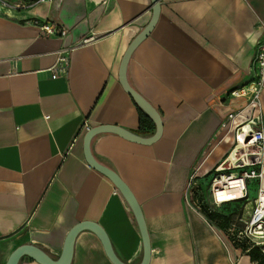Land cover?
Segmentation results:
<instances>
[{
  "label": "crops",
  "instance_id": "1",
  "mask_svg": "<svg viewBox=\"0 0 264 264\" xmlns=\"http://www.w3.org/2000/svg\"><path fill=\"white\" fill-rule=\"evenodd\" d=\"M159 2L158 21L133 50L126 80L158 111L163 134L140 145L99 133L91 156L136 198L149 264H254L207 222L187 187L191 175L205 178L233 147L234 125L221 124L240 103L227 93L251 82L264 0ZM152 7L151 0H41L0 12V264L22 245L58 260L82 222L106 232L118 261L143 264L135 214L115 184L89 166L84 139L86 127L109 125L155 135L119 80ZM45 25L66 34L47 36ZM62 48H72L69 71L53 79ZM260 97V108L245 109L235 124L254 115L264 129V92ZM73 246L71 264H112L92 231H81ZM17 264L39 263L24 256Z\"/></svg>",
  "mask_w": 264,
  "mask_h": 264
},
{
  "label": "built area",
  "instance_id": "2",
  "mask_svg": "<svg viewBox=\"0 0 264 264\" xmlns=\"http://www.w3.org/2000/svg\"><path fill=\"white\" fill-rule=\"evenodd\" d=\"M42 31L47 36L66 34L64 30L49 25L43 26ZM83 42L88 43L90 40ZM254 49L251 82L227 93L231 102L240 103V107L235 112L229 113L221 124L222 129L234 125L232 129L234 143L222 163L207 178L210 187V199L207 205L210 211H219L225 205L246 201L250 183L253 182L256 185L257 196L251 203L246 217L242 215L233 219L228 233L224 234L226 241L231 244L242 241L251 248H259L264 255V129L260 117L254 115L247 121L235 124L237 117L245 109L260 108V96L264 92V34L255 42ZM71 50L72 48H62L57 53V63L50 69L53 72V79H56L60 73L68 74ZM89 130L90 128L86 127V131ZM189 179L187 193L197 185L193 175Z\"/></svg>",
  "mask_w": 264,
  "mask_h": 264
},
{
  "label": "water",
  "instance_id": "3",
  "mask_svg": "<svg viewBox=\"0 0 264 264\" xmlns=\"http://www.w3.org/2000/svg\"><path fill=\"white\" fill-rule=\"evenodd\" d=\"M151 4H153L152 11V21L149 24V26L138 35V38L132 42V44L128 47V49L125 52V55L123 57V60L120 65V84L123 86V89L129 94V96L132 98L133 101L137 104L139 108H141L147 116H149L155 125V135L151 138H140L136 136L133 133H130L127 130H123L117 126H97L93 127V129H90L87 131L85 139H84V150H85V157L86 161L93 169H96L98 172H100L102 175H104L108 180L112 181L117 189L120 191V193L125 197L126 201L130 205V208L132 212L135 214V218L137 221V224L139 226V229L142 233V239L143 244L145 248V254H144V262L143 264H149L150 262V256H151V244L149 239V233L148 228H146L145 219L143 216V213L140 210V207L136 201V198L133 196L132 192L130 191L129 187L119 178V176L112 171L111 169H108L104 166H101L98 164L95 160H93L91 156V152L89 150V145L93 137L99 133H115L122 138H126L129 141H132L137 144H144V145H151L156 143L163 134V120L160 114L157 110L154 109V107L145 100L141 95H139L127 82L126 80V67L127 64L131 58V55L133 54V50L139 45V43L147 37V35L150 34V32L153 30L155 24L157 23V19L159 17L160 13V2L159 0H151ZM89 230L93 233L97 234L99 239L101 240L102 246H104V250L106 253V256L109 261H111L112 264H123L121 261H118L115 254L113 253V250L111 248V245L109 244L108 237L106 235V232L98 225L90 222H82L79 225L73 227L69 234L67 235L65 242H64V249L62 252V255L59 257L58 260H52L50 257H48L45 252L34 245H22L18 247L8 258L6 264H17L20 258L22 257H28L32 261L39 264H71V260L73 257V250H74V242L77 238V236L80 234L81 231Z\"/></svg>",
  "mask_w": 264,
  "mask_h": 264
},
{
  "label": "rangeland",
  "instance_id": "4",
  "mask_svg": "<svg viewBox=\"0 0 264 264\" xmlns=\"http://www.w3.org/2000/svg\"><path fill=\"white\" fill-rule=\"evenodd\" d=\"M32 5L35 4H32L30 0H0V12L6 14L15 13L17 11L25 10L26 7H30ZM196 181H197V185L190 190V193H188V195L190 196V199H193L194 195H196L197 196L196 198H198V200L196 199V206L200 207V204L202 202L205 204L209 202L210 187H209L208 179L199 178ZM248 193L249 195L246 201L239 204L226 205L223 208V212L229 215L230 214L233 215L234 219H236L237 216H242V215L246 217L249 208L251 206V203L257 196L256 185L253 182L250 183Z\"/></svg>",
  "mask_w": 264,
  "mask_h": 264
},
{
  "label": "trees",
  "instance_id": "5",
  "mask_svg": "<svg viewBox=\"0 0 264 264\" xmlns=\"http://www.w3.org/2000/svg\"><path fill=\"white\" fill-rule=\"evenodd\" d=\"M30 1L32 4H37L41 0H30ZM134 104L138 110L139 116H141V120L150 121V123L152 124V131L151 132L154 133L155 125H154V122L152 121V119L149 116H147L141 108H139L137 106L135 101H134ZM210 174L206 175L205 179H207ZM199 201H201V200H199ZM243 202L244 201H239L238 203H234V204H239V203H243ZM223 208H224V206H223ZM223 208H221L219 211H210L208 209V205L202 202L200 204L199 210L202 212L203 216L206 218L207 222L210 225L215 226L221 232L227 234L228 229L230 228L229 225L232 222V220L234 219V217L231 214L229 215V214L224 213ZM234 246L238 249L241 248L247 254V256H249L251 258L252 263L264 264V255L261 253V250L259 248H257V247L251 248L248 244H246L245 242H242V241H240L239 243H234Z\"/></svg>",
  "mask_w": 264,
  "mask_h": 264
},
{
  "label": "bare ground",
  "instance_id": "6",
  "mask_svg": "<svg viewBox=\"0 0 264 264\" xmlns=\"http://www.w3.org/2000/svg\"><path fill=\"white\" fill-rule=\"evenodd\" d=\"M264 174V173H263Z\"/></svg>",
  "mask_w": 264,
  "mask_h": 264
}]
</instances>
